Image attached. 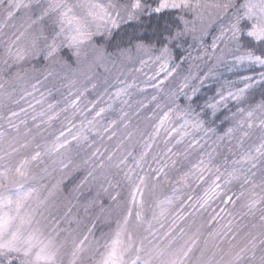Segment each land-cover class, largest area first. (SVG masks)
<instances>
[{"label":"snow or ice","instance_id":"snow-or-ice-1","mask_svg":"<svg viewBox=\"0 0 264 264\" xmlns=\"http://www.w3.org/2000/svg\"><path fill=\"white\" fill-rule=\"evenodd\" d=\"M34 4L39 9L38 13L33 14L34 18L28 16L21 25H13L17 27V31L12 34V38L4 47L3 56L0 57V63L5 68H11L13 64L26 60L54 62L60 58L61 49L67 48L71 50V56L68 59H61L65 65H68L74 56L77 65L81 63V58L89 61L88 71L94 67H105L107 71L105 61L111 54L107 52L105 45L97 43L94 37H111L113 29L120 28L121 23L139 21L140 15L145 12L151 14V12L161 13L165 9H175L181 13L191 14V20L180 15L177 20H166L163 25L158 24L152 27L151 36L147 37V42H145V35L137 31V27L143 28L142 24L134 26L131 34H126L130 43L135 41L134 48L137 52H144L150 57L154 54L155 60L160 62V71L165 73L164 79L158 83L146 85L156 89L157 92L163 91L164 82L180 67V64L175 61L183 59L180 56L173 57V47H179L180 42L188 36H191L193 42L202 45L203 37L208 34L213 23L227 17V23L221 24L220 34L212 40L211 51L205 47L203 55L197 57V59L208 57L214 60V64L203 76L198 73L185 76L178 89L169 93L170 103L167 111H164L153 133L145 141V151L141 154L136 166L141 167V161L148 156L161 130H164L169 139L173 133L178 134L180 139L177 143L182 142L183 137L189 134L187 131L189 127L203 131L205 135L216 133V128L206 127V123L214 124L219 119L220 109H227L229 101L235 102L236 110L231 113V116H224V120L231 119L234 124L222 136H218V139L231 140L238 133L237 147L242 151L238 159L231 161V168H225L223 171L218 166L215 168L217 175L212 186L192 206L195 208L198 204L200 208L206 207L221 194L224 186L237 182L240 186L239 193L233 194L235 199L233 195H228L224 203L235 205L240 202V208L245 210L242 211V215L256 217L259 213V222L252 224V229L255 231L246 233L242 243H233L237 235L232 221H228L224 225L211 228L204 237L199 228L191 231L190 228L181 226L179 222L186 219L181 208L162 236L158 235V230H152L151 223H148L145 229L148 235L140 236L138 229L145 224L140 210L143 207V190L148 186L150 179L155 180L154 188L158 185L161 176L167 179L165 165L153 170L155 177L150 178L145 174L138 177V183L134 182L131 198L123 210L122 219L118 221L116 230L105 238L102 244L100 241L95 242L97 245L95 251L99 253L95 264H264V100L247 108L239 106L246 102V94L256 85L261 87V94L264 95V71H260L258 76L241 77L240 82L243 87L236 88L234 91L229 90L226 94L222 90H217L213 96L207 97L202 105L198 103L199 93L205 81L213 75L216 67L225 63L227 54L232 52L229 45H234L236 51L245 50L243 54L233 56L231 67L246 63L249 67L256 66L264 69V0H243L239 4L236 0H215L212 4H208L206 0H158L155 8L147 0L144 3H141V0H134L130 6L131 10L127 5H121L115 0H107L106 3L101 0H43V3L41 0H27V3L24 0H0V8L4 11V23L0 24V29L8 21L13 20L21 9H31ZM208 9L214 10L211 15H214L215 19L210 15L206 21L205 10ZM231 9L234 11L229 16ZM117 48L119 57L131 58L132 48H119V45ZM141 63L143 64L144 61L142 60ZM85 78L91 79L87 75ZM15 79H21L19 73L16 74ZM133 87H136L134 82L125 84L124 87L118 88L114 95L116 98L128 96L129 89ZM3 88L4 84H0V89ZM32 88L35 90L36 85L33 84ZM92 88H96V84H92ZM144 90L141 89V91ZM87 91L88 89L85 88L84 92ZM84 92H80L75 99L71 100L69 107L78 111L79 99ZM25 95L31 96L32 93L25 92ZM5 99L11 100V93L0 92V103ZM151 99L155 101L157 96L153 95ZM181 101H184L183 106ZM12 102L19 103L18 100ZM36 103L43 104V101L37 100ZM29 107L35 110V105L29 104ZM94 107L95 104H93ZM111 107L112 105H108V108ZM156 107L160 108L161 105L157 104ZM53 108L54 105H48L49 111ZM107 110L101 107L88 124L93 125ZM20 111L27 110L21 108ZM61 111H67V108ZM19 115V112L12 111L7 117L9 129L17 133H19L20 125L14 123V120ZM37 115L41 118V123H45L58 118L59 113L49 114L41 110ZM37 115H34L32 119L36 120ZM124 115L127 114L124 113ZM173 116L182 120L183 123L178 127L169 128L168 125ZM44 117H47L46 121ZM115 123L116 121H111L109 127L104 128L103 131L109 132ZM20 124L26 125V121L21 120ZM36 127L39 128L40 125L37 124ZM72 127L74 125L68 127L66 131H61L50 144H45L43 151H40V145H37L38 150L14 164L11 162L13 157L21 149L28 148L30 142L25 140L21 143L16 137H9V133L0 126V264H63L61 250L64 242L59 241L58 237L62 231H65L60 227V223L61 219L67 217V213L65 217L59 219L44 217L39 210L45 204V200L39 198L35 187L26 185L29 180L35 179L31 172V165L34 162H42L44 156H60L63 151H67L72 141L87 140L86 136L81 135L83 129L77 134H72ZM114 135L115 132H112V136ZM68 136H71V140ZM246 141H250L247 148L244 147ZM165 143L167 144L168 141ZM168 152H171V148ZM107 159L111 161L112 156L109 155ZM125 160L126 158L111 166L119 168ZM56 163L57 160L53 159V164ZM69 163H71L70 160ZM59 164L61 168L68 167L63 159L59 160ZM98 167L103 170L104 162L101 161ZM194 168L201 172L199 179L202 180L203 172L212 170L211 156L208 161L201 159ZM132 171L129 169L125 173V178L129 181L132 180ZM88 175L92 176L93 173L89 172ZM101 176L107 180L103 171ZM182 180L187 181V174L182 177ZM107 183L111 186V181ZM103 190L107 192L108 188ZM109 195L111 196L110 193ZM111 199L117 201V196H111ZM191 199L189 197V200ZM172 203V197L160 202V217L165 216L167 206ZM219 215L216 213L211 221L218 223ZM153 218L157 219L155 214ZM68 222L71 223V220L69 219ZM163 227L164 225L161 224V228ZM91 231L92 229H89V233ZM230 234L231 239H229ZM87 241V235L79 242L73 241L71 259L68 264H78L81 261V254L89 250ZM225 242L229 245L227 249L222 247Z\"/></svg>","mask_w":264,"mask_h":264},{"label":"rangeland","instance_id":"rangeland-1","mask_svg":"<svg viewBox=\"0 0 264 264\" xmlns=\"http://www.w3.org/2000/svg\"><path fill=\"white\" fill-rule=\"evenodd\" d=\"M24 2L27 3V0H24ZM41 2L43 3V0ZM101 2L106 3L107 0H101ZM115 2L127 5L131 10L130 6L134 3V0H115ZM144 2L145 0H141V3ZM147 2L155 8L158 0H147ZM206 2L212 4L215 0H206ZM236 2L239 4L243 0H236ZM232 11L234 9L229 10V16ZM38 12L39 9L35 4L31 9H21L16 13L13 20L8 21L0 29V57L3 56L4 47L12 38V34L17 31V27H13V25H21L28 16H33ZM213 12L214 10L211 9L205 10L206 21ZM182 14L186 19H192L191 14ZM3 17L4 11L0 8V24L4 23ZM211 18L215 19L214 15H211ZM226 23L227 17L216 20L209 29L208 34L203 37L202 45L193 42L191 36H188L180 42L179 47H173V57L175 58L177 56L176 51L180 50L179 55L183 59L175 61L180 64V67L176 69L173 76L164 82L163 91L161 92L146 86L164 79L165 73L160 71V62L155 60L154 54L150 57L149 54L144 52H137L134 47L130 53V59L119 57L118 52L110 53L111 55L105 61L107 71L105 67H94L91 71H88L89 61L81 58V63L77 65L74 56L75 61H72V63L69 61L68 65L61 62V59L67 58L60 56L57 61H46L47 63L42 69L30 65L28 62L31 60H26L19 64H13L12 67H15V71L9 75L6 74L4 65L0 63V84H4V88L0 89V92L11 93L12 96L11 100L5 99L0 103V126L9 133V137H16L21 143L25 140L30 142L28 148L21 149L13 157L12 163L15 164L25 156L33 154L38 150L37 145H40L39 150L43 151L45 144L53 142L61 131H66L68 127L73 125L72 134H77L83 129L81 135L86 136L87 139L92 138L94 135L96 137L98 134L100 135L98 139H92L91 144L93 145L84 155L77 156L82 159L70 158L71 144H80V142L72 141L67 151H63L60 156H44L42 162H34L31 165V172L35 179L29 180L26 186L35 187L38 190L39 198L45 200V204L41 206L39 211L48 219L52 217L59 219L65 217L67 213V217L61 219L60 223V227L65 231H62L58 237L59 241L64 242V247L61 250L63 264H68L71 259L73 241L79 242L85 235L88 236L86 243L89 244V250L81 254V261L78 264H95V260L99 258V253L95 251L97 247L95 242L100 241L102 244L104 239L116 230L118 221L122 219L123 210L131 198L134 182L138 183V177L145 174L150 178L155 177L156 174L153 170L165 165L167 179L161 176L155 188L153 187L155 180L150 179L148 186L143 190V207L140 210L145 219V224L138 229L140 236L148 235L145 231L148 223L152 224L153 231L158 230V235L162 236L171 226L172 220L181 211V208H183L182 214L186 218L184 221L179 222L181 226L186 229L190 228L191 231L199 228L204 237L207 236L211 228L224 225L228 221H232L233 229L237 235V239L233 243H242L246 233L255 231L252 229V224L259 222V213L256 217L242 215V211L245 210L240 208V202L235 205L221 203L217 206L220 198L226 199L228 195L239 193L240 186L237 182L224 186L221 194L206 207L200 208L198 204L195 208L192 206L212 186L217 175L215 168L218 166L221 171L225 168H231V161L238 159L242 151L241 148L237 147L236 135L238 133L231 140L229 138L218 139V136H222L234 124L231 119L224 120V116H231V113L236 110L235 102L229 101L227 109H220L218 114L221 111H226V114L215 121L214 124L209 125L206 123V127H215L216 133L205 135L203 131H197L189 127L187 129L189 134L183 137L182 142L177 143V140L180 139L178 134L173 133L171 139H169L164 130H161L160 134H162V137L164 135L166 140L160 139V135L156 137L148 156L141 161V167L136 166L141 154L145 151V141L153 133L164 111H167L170 103L168 100L169 93L178 89L185 76L190 73H198L203 76L214 64V60L208 57H204V59H197V57L203 55V48L205 47L211 51L210 46L213 38L220 34L221 24ZM97 38L99 36L94 37V40L96 41ZM221 47H223V44H221ZM229 47L232 48V52L227 54L225 63L216 67L213 70V75L204 83V86L216 85V91L222 90L225 94L229 90L234 91L236 88L243 87L240 82L241 77L247 75L258 76L259 74L256 71L259 67H249L246 63L231 67L233 56L241 55L245 50L236 51L234 45H229ZM64 49L71 53V50L67 48H63L61 51ZM142 60L144 61L143 64L141 63ZM17 73L21 77L19 80L15 79ZM86 75L91 79H86ZM153 77L155 79H152ZM133 82L136 87L129 89L130 95L121 98L115 97L114 93L118 88ZM33 84L36 85L35 90L32 88ZM92 84H96V88L93 89ZM85 88L88 89L87 92H84ZM141 89L145 90L141 91ZM25 92L32 93V95L27 96ZM80 92H84V95L80 96L79 110L77 111L69 107V103ZM153 95L157 96L155 101L151 99ZM21 97L24 98L21 99ZM14 100H18L19 103H13ZM37 100H42L43 104H37ZM29 104L35 105V110L30 108ZM49 104L54 105L51 111L48 110ZM93 104H95L94 108ZM157 104H160L161 107L157 108ZM183 104L184 102L181 101L182 106ZM108 105H112V107L108 108ZM101 107L108 110L102 118H97L93 125H89L88 121L92 120L95 112ZM247 107L249 106L245 108ZM21 108L27 111L21 112ZM65 108H67V111H61ZM41 110L49 112V114L58 112L59 116L50 122L41 123V118L37 115ZM12 111L20 113L14 120V123L20 125L19 133L8 127L7 117ZM74 112L75 115H73ZM124 113L127 115L125 116ZM34 115H37L36 120L32 119ZM21 120L26 121V125L20 124ZM44 120L46 121L47 117H44ZM111 121H116V123L111 126L109 132H104L103 129L108 128ZM181 123H183L182 120L173 116L168 127H178ZM37 124L40 125L39 128L36 127ZM222 125L224 128H219ZM112 132H115L114 136H112ZM109 136H111V139H109ZM104 137L105 139L102 140ZM68 139L71 140V136H68ZM165 141H168L167 144H169L165 150L167 155L166 157L164 155L159 157L158 150L160 146L162 147L161 144H166ZM83 142H86V140L82 139L81 143ZM249 143L250 141H246L244 147L247 148ZM169 148H171L174 158L180 156L181 153L186 154L185 158L170 160ZM173 149H176L178 153H173ZM93 153H97V155H93ZM109 155L112 156L111 161L107 159ZM210 156L212 170L204 171L201 180L199 179L201 172L197 171L194 165H197L201 159L208 161ZM125 158V163L121 164L119 168L111 166ZM53 159L57 160L56 164H53ZM60 159L68 164L67 168H61ZM226 159L227 163H225ZM69 160L71 163H69ZM101 161L105 164L103 170L98 167ZM129 169L133 170L131 181L125 178V173ZM79 171V174H83L80 177ZM102 171L105 173L107 180L101 176ZM89 172H92L93 175L89 176ZM185 174H187L186 182L182 180ZM73 177L78 179L77 185L68 192L65 190L64 184ZM107 181H111V186ZM87 187H93L95 190L88 195V198L83 195ZM104 188H108V191L105 192ZM174 190L176 191L175 196ZM109 193L111 196H117V201H113ZM168 197L173 198V203L167 206L165 216L160 217V202ZM189 197L192 199L189 200ZM233 199H235V195H233ZM190 213L191 215H189ZM216 213L220 214L217 217L218 223L211 221ZM154 214L157 219L153 218ZM69 219L71 223L68 222ZM161 224L164 225L163 228H161ZM89 229H92L91 233H89ZM229 239H231V234ZM222 247L227 249L229 245L225 242ZM100 250L102 251V248Z\"/></svg>","mask_w":264,"mask_h":264},{"label":"trees","instance_id":"trees-1","mask_svg":"<svg viewBox=\"0 0 264 264\" xmlns=\"http://www.w3.org/2000/svg\"><path fill=\"white\" fill-rule=\"evenodd\" d=\"M180 15H183V14L181 12H179V10H173V9L164 10L161 13L151 12V14H149L148 12H145V13H142L140 15L139 21H135V20L128 21L127 23L122 24L120 26V28H117L116 30H114L112 32V36L111 37H99V38L96 39V42L97 43H103L105 45L106 50H107L108 53L118 52L117 45H119V48H132L133 49L135 41H132L130 43L128 41V39H127V35L126 34H131V32L133 31V27L134 26H138V25H141V24L143 25V28L137 27V31H138L139 34L145 35V37H146L145 42H147V37L151 36L152 27H154V26H156L158 24L159 25H163L166 20H168V21L177 20ZM176 53H177V56H180L179 55L180 50L176 51ZM60 54H61L60 56L62 58H67V59H68V57L71 56V53L68 52L65 49L62 50ZM72 61H75L74 57L71 58L70 62L72 63ZM28 63H30V65H32V66H34L36 68L42 69L46 65L47 62L43 61V60H31ZM14 69H15V67L6 68L5 69L6 74L7 75L13 74L14 71H15ZM5 71H4V73H5ZM256 71L260 72V71H264V69L258 68ZM215 86L216 85L213 84V85H208V86L202 87L201 90H200V93H199L200 99H199L198 103H200L202 105L204 100L207 97L213 96L215 94V92H216V87ZM261 93H262V89L258 85L257 87L253 88L252 90H250L247 93L246 102L244 104H242V105H239V106H243V107L252 106V105H255V104L261 102V100H264V95H262ZM196 110L198 112L199 108H197ZM224 114H226V111H221L218 114L219 119L221 117H223ZM219 119H217V120H219ZM220 127L224 128L223 125L219 126V128ZM99 137H100V135L98 134L97 137H96V135H94L92 138L87 139L86 142L81 143L82 142V139H81L79 141L80 144H71V146H70V154H69L70 158L71 159H77V158L82 159L81 157H77V156L84 155V153H86L87 150H89L92 147V145H93V144H91V142H93L92 139H98ZM159 138L166 140V137H164V135L162 137V134H160ZM104 139H105V137L102 140H104ZM161 145H162V147L160 146V148L158 150L159 157L163 156V155L166 157L165 150H166V148L168 147L169 144H161ZM40 151H42V150L40 149ZM172 152L173 153L174 152L178 153V151L176 149H173ZM175 155H176V153H175ZM185 156H186L185 153H181L180 156H175V158H176V160H181V158L182 157L185 158ZM169 158H170V160L171 159H175L171 152L169 153ZM79 173H80V171L78 172V174ZM81 175H83V174H79V177ZM77 181H78V179L76 177H73V178L69 179L64 184L65 190L70 192V190L77 185ZM93 191H95L93 189V187L92 188H88L87 187V190L84 192L83 195L87 196L86 198H88L89 197L88 195H90V193H92ZM224 200L225 199L223 197L220 198V200H218V202H217V206H219L221 203H224ZM103 229H105V228H103Z\"/></svg>","mask_w":264,"mask_h":264}]
</instances>
